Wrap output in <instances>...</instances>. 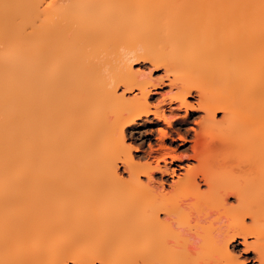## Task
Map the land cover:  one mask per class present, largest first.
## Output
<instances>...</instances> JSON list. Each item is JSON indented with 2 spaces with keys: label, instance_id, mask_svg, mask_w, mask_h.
Returning <instances> with one entry per match:
<instances>
[{
  "label": "bare ground",
  "instance_id": "6f19581e",
  "mask_svg": "<svg viewBox=\"0 0 264 264\" xmlns=\"http://www.w3.org/2000/svg\"><path fill=\"white\" fill-rule=\"evenodd\" d=\"M113 245L128 264H262L264 0H0V264H123Z\"/></svg>",
  "mask_w": 264,
  "mask_h": 264
},
{
  "label": "rangeland",
  "instance_id": "374dc122",
  "mask_svg": "<svg viewBox=\"0 0 264 264\" xmlns=\"http://www.w3.org/2000/svg\"><path fill=\"white\" fill-rule=\"evenodd\" d=\"M133 65H134V67L139 68V70L145 72V74H147V75L150 74L152 79H155V80L162 79L165 82L168 81V77L166 76V71H165V68L163 66L154 67L149 61H147V60H140V59H137V60L135 59L133 61ZM168 89H169V87L166 85V83L161 84V86L156 89V93H153V100H154V102H156L158 99H160L162 97L161 94L166 93L168 91ZM197 96H198L197 95V90L192 89V94L190 95L189 100L191 102H193L194 104H196ZM176 112L178 114L177 117H176L177 120H180L181 117H183V115L185 114L184 109L178 110ZM203 114L204 113L202 111L192 110L191 113H190V116H189V119H190L189 120V123L187 124V126H185V128L189 129V127L191 125L197 127V125L194 123V121L200 120L201 119V116H203ZM221 115H222V113H218V115H217L218 116V119H220ZM176 118H174V120ZM145 127H148V124H146V125H144L142 127L143 130H144ZM154 128L155 129H157V128L167 129L168 128V125H166V123H164V122L161 121L158 124H156ZM143 130H141V131H143ZM190 132H191V134H190V136H191L193 134V132L192 131H190ZM158 135L159 134L157 133V130H156V132L153 135H150L149 137L148 136H143L142 134H139L137 132V133H133V136L136 138V140H130L129 142H131V144H132V146H133L134 149L140 147L141 148L140 149V152H145L146 150L149 149V144H151L152 146L157 147V142H158L157 141V137H158ZM172 135L174 136V140L175 141L172 142L170 139H167L166 144H167L168 147L174 149L175 152L178 153V154L179 153H182V152L183 153H185V152L191 153V151L188 150L189 144L186 145V146H184V147H180L179 146V142L180 141L177 139V137H178L177 134L174 132ZM188 163L193 164V163H195V161L194 160H185L183 162L184 165L185 164H188ZM120 168H121V170H123V166H121V164H120ZM183 171L184 170H180L181 173H183ZM124 176L127 177V174L124 173ZM154 178L156 179L155 181L157 183L164 182V186L166 187V189L169 188V183L171 182V177H168V176L161 177V174L160 173H157ZM142 179H144V178H142ZM200 184H201V187L203 189H205V185H203L201 181H200ZM231 198L229 200L230 203L231 202L232 203L233 202L235 203L236 202L234 200L235 198L234 197H231ZM101 235H99L98 237H100V236L101 237H111V236H108V235L106 236L104 234H101ZM117 248L118 247H116V245L114 247H112V249L110 250V254L109 255L113 258V260H115L117 262H120L121 261V263H123V264H128L127 263V259L126 260L125 259H122L120 257V255H118V250L120 252V249L119 248L117 249ZM237 248H239L238 250H240L239 253H237V254L241 258H245L247 255L244 254L243 251H242L243 245L240 244V245H238ZM116 256H117L118 259H120V261L118 259H115ZM253 257H254V253H252L248 257L249 259H248V262L246 264H258L257 262H255L253 260Z\"/></svg>",
  "mask_w": 264,
  "mask_h": 264
},
{
  "label": "snow or ice",
  "instance_id": "6c2138e0",
  "mask_svg": "<svg viewBox=\"0 0 264 264\" xmlns=\"http://www.w3.org/2000/svg\"><path fill=\"white\" fill-rule=\"evenodd\" d=\"M49 7H52V5L49 4ZM174 99H179V98H178V97H174ZM161 119H162L166 124L170 123L168 117H161ZM130 122H131V121H130ZM167 136H168V132L165 131L164 128H161V129H160V135H159L158 139L163 140L164 137H167ZM183 139H184V137L181 136V137H180V140H183ZM126 147H130V146H127V145H126ZM172 158H173V159H177L178 157L173 156ZM181 158H182V157H181ZM167 159H168V156H167V155H161V156L159 157V160L157 161V163H159L160 161H167ZM236 235H239V234H236ZM245 251H248V249L245 248ZM230 264H245V261L237 258V259H233V260L230 262ZM262 264H264V260H262Z\"/></svg>",
  "mask_w": 264,
  "mask_h": 264
}]
</instances>
